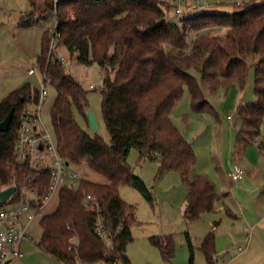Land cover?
I'll return each instance as SVG.
<instances>
[{"label": "trees", "instance_id": "1", "mask_svg": "<svg viewBox=\"0 0 264 264\" xmlns=\"http://www.w3.org/2000/svg\"><path fill=\"white\" fill-rule=\"evenodd\" d=\"M196 4L197 10L172 20L169 13L175 7L166 0H60L55 13L58 45L77 55L80 63H98L106 69L102 108L111 140L107 143L90 135L76 120L75 112L88 123V91L51 51L46 30L37 65L57 90L51 116L59 152L70 164H86L106 182L80 179L77 187L61 188L57 209L41 218L38 247L42 251L68 264L76 256L84 264H130L126 250L134 239L135 208L121 198L120 186L130 184L153 200L152 191L128 163L133 148L141 160H157V177L169 171L180 174L188 187L183 210L187 221L214 210L221 196L206 175L191 176L196 154L174 124L172 110L186 89L194 111L211 108L192 69L207 81L210 90L235 84L244 88L249 60L257 55L256 100L239 109L242 126L236 152L243 153L247 144L257 140L264 126V2ZM45 11H53L52 0L45 2ZM37 18L32 10L22 16L20 24L32 25ZM216 26L225 31L214 33ZM38 94L39 89L32 90L25 83L0 101V122L14 109L8 130H0V191L13 186L15 178L17 185L23 183L24 170L14 160L17 130L23 108ZM258 147L264 150V138ZM87 194L99 199L108 228L114 230L123 218L124 226L111 250L94 231L93 213L83 204ZM74 236L78 239L75 247L70 243ZM150 239L165 260L172 259V235ZM200 249L208 264H217L214 230L205 236Z\"/></svg>", "mask_w": 264, "mask_h": 264}, {"label": "rangeland", "instance_id": "2", "mask_svg": "<svg viewBox=\"0 0 264 264\" xmlns=\"http://www.w3.org/2000/svg\"><path fill=\"white\" fill-rule=\"evenodd\" d=\"M166 1L171 4L170 0ZM249 1L264 2V0H241L242 4ZM16 2L19 4L29 3L26 0H11L6 2L8 6H5L3 1L1 4L10 10V7H13L10 3ZM228 2L231 4L230 1ZM196 5L193 0H187L186 4L181 5L184 8L182 15L176 14L175 8H172L169 16L172 17V20L180 19L188 10L192 12L197 10ZM35 8L32 9L38 17L36 22L32 25H20L25 26V35L14 36L12 32L6 31L0 37V101L9 92L25 83H28L32 90L40 89L42 86L44 75L37 65V54L40 53L42 36L46 30L49 31L52 38L55 13L53 11L46 12L45 7ZM212 29L214 33L218 34L225 31V28L219 26ZM194 34L193 32L190 34V44L194 41ZM50 49L57 58L64 60L62 63L65 70L88 91L89 109L96 115L99 126L93 130L83 116L77 112H75L76 120L90 135H98L109 143L111 136L103 116L101 93L102 77L106 74V69H103L98 63L89 65L80 63L77 60V55L72 56L64 46L58 45V41L56 47H52L50 40ZM257 60V55L249 60V76L244 88L235 84L228 88L220 87L216 90H210L207 81L201 77L199 72L192 69L191 72L200 82L211 108L194 111L191 105L190 92L186 89L183 97L172 110L174 124L192 145L196 154L197 162L191 176L195 174L206 175L213 181L221 196L216 202L214 210L206 212L198 220L187 221L183 215V210L188 187L180 174L177 171H169L159 178L157 177L159 168L157 160H141L137 149L133 148L130 151L128 163L134 172L144 180L153 194V200H148L134 186L130 184L120 186L121 198L135 208V221L131 225L134 239L127 246L128 254L135 264H208L205 254L200 249L205 236L211 230L216 232L218 228L222 230L232 229L233 217L238 213L233 212L229 206L231 201L225 194L228 191L226 190L227 182L219 171L218 165L220 158L224 157L226 153V139L230 136L232 140L231 152L234 151V143L242 126V118L239 115L240 107L256 100L254 72ZM31 68L35 70L32 75L29 74ZM45 84L47 97L41 106V115L44 123L56 138L52 125L51 109L57 90L51 83ZM90 85L95 87L90 88ZM229 115L232 116L231 119L228 118ZM263 138L264 126L261 128L257 140L251 145L259 149L258 142ZM69 169L77 171L80 175L79 178L70 181L74 187L78 186L80 179L106 182V178L93 172L86 164H70ZM58 204L59 190H56L49 203L43 208L42 214L37 216L29 226L27 234L34 238L37 245L42 236V216L55 211ZM216 221H218L217 224ZM154 235H172L175 251L171 260H165L160 249L152 243L150 238ZM247 251V249L244 250L233 259L229 258L232 255H228L226 261L222 258L218 259L217 264H261L258 261L257 263L251 262L248 259L249 255L245 259H240L241 255ZM191 255H193L192 262Z\"/></svg>", "mask_w": 264, "mask_h": 264}, {"label": "built area", "instance_id": "3", "mask_svg": "<svg viewBox=\"0 0 264 264\" xmlns=\"http://www.w3.org/2000/svg\"><path fill=\"white\" fill-rule=\"evenodd\" d=\"M186 1L170 0L176 14L184 13L181 5L186 4ZM211 1L213 0H193V3L209 5ZM59 2L60 0H52L54 13ZM58 37L55 23L52 27V47H56ZM34 72V68L29 71L30 74ZM47 82L49 81L44 75L38 97L23 108L20 117L14 160L15 164L24 170L23 183L17 185L19 181L15 178L13 186H16V191L5 204L0 202V264H7L22 256L21 242L25 239L33 241V238L27 234L31 223L42 214L43 208L49 203L56 190L60 192L63 186L70 185L71 180L80 177L77 171L69 169L70 163L67 164L61 156L56 138L42 119L41 106L47 97L45 90ZM94 87L90 85V88ZM243 175L244 169L239 164H234L229 172V177L233 181L240 180ZM83 204L93 213L94 231L108 250L113 249L115 237L124 226L123 218L114 230L110 229L102 215L101 203L95 195L87 194ZM70 243L75 247L78 243L77 237H72ZM72 264L84 263L76 256Z\"/></svg>", "mask_w": 264, "mask_h": 264}, {"label": "crops", "instance_id": "4", "mask_svg": "<svg viewBox=\"0 0 264 264\" xmlns=\"http://www.w3.org/2000/svg\"><path fill=\"white\" fill-rule=\"evenodd\" d=\"M1 1L5 6H8L6 2L11 0H0V37L6 31L12 32L14 36L25 35V26H20L22 16L32 11V8L45 7L47 0H26L29 3L22 4L10 3L13 5L10 10L5 8ZM228 1L242 4L241 0H213L211 4H230ZM231 117L228 116L230 119ZM231 143L230 136L226 139L227 150L224 157L220 158L218 168L227 182L226 190L228 191L225 194L231 201V205L229 203L228 205L233 212L236 211L238 214L233 217L231 230L218 228L215 232L217 260L222 258L226 261L228 255H232L229 258L233 259L247 249L248 251L242 254L240 259H245L249 255L248 259L251 262L257 263L258 261V263L264 264V150L256 149L250 143L246 145L244 152L239 154L235 150L236 142L234 151L231 152ZM234 164H239L245 171L243 177L238 181H233L229 177V172ZM20 247L22 256L7 264H68L42 251L35 243L34 238L33 241L23 240ZM126 253L130 264H135L129 256L128 250Z\"/></svg>", "mask_w": 264, "mask_h": 264}, {"label": "water", "instance_id": "5", "mask_svg": "<svg viewBox=\"0 0 264 264\" xmlns=\"http://www.w3.org/2000/svg\"><path fill=\"white\" fill-rule=\"evenodd\" d=\"M172 24H174V21H172ZM14 113V109L10 110L8 115L5 117L4 120L0 122V130L1 131H7L10 125V122L12 120V116ZM87 116H88V124L89 126L94 130L97 129L99 124L96 118V115L94 112L90 109L87 110ZM68 164V162H67ZM16 191V186H10L2 191H0V202L2 204H5L8 198Z\"/></svg>", "mask_w": 264, "mask_h": 264}]
</instances>
